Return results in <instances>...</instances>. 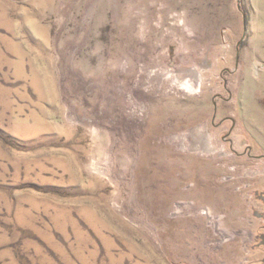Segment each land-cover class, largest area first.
Returning <instances> with one entry per match:
<instances>
[{"label":"rangeland","instance_id":"obj_1","mask_svg":"<svg viewBox=\"0 0 264 264\" xmlns=\"http://www.w3.org/2000/svg\"><path fill=\"white\" fill-rule=\"evenodd\" d=\"M262 193L264 0H0V264H264Z\"/></svg>","mask_w":264,"mask_h":264},{"label":"flooded vegetation","instance_id":"obj_2","mask_svg":"<svg viewBox=\"0 0 264 264\" xmlns=\"http://www.w3.org/2000/svg\"><path fill=\"white\" fill-rule=\"evenodd\" d=\"M260 198H261V200H263V202H264V193L260 194ZM262 216H263V215H262ZM262 240H264V236L262 237ZM262 245H264V244H262Z\"/></svg>","mask_w":264,"mask_h":264}]
</instances>
